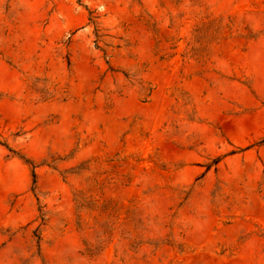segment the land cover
Wrapping results in <instances>:
<instances>
[{"label":"rangeland","instance_id":"1","mask_svg":"<svg viewBox=\"0 0 264 264\" xmlns=\"http://www.w3.org/2000/svg\"><path fill=\"white\" fill-rule=\"evenodd\" d=\"M0 264H264V0H0Z\"/></svg>","mask_w":264,"mask_h":264}]
</instances>
